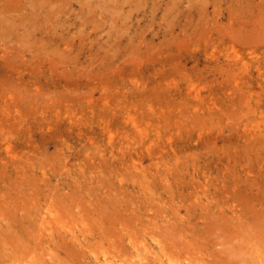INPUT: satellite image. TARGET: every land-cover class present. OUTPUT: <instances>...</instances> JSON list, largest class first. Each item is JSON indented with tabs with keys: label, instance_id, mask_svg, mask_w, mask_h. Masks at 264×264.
<instances>
[{
	"label": "rangeland",
	"instance_id": "1",
	"mask_svg": "<svg viewBox=\"0 0 264 264\" xmlns=\"http://www.w3.org/2000/svg\"><path fill=\"white\" fill-rule=\"evenodd\" d=\"M167 1L0 0L14 237L50 210L95 226L141 212L169 214L176 229L159 233L184 262L247 264L264 246V49L250 48L264 0Z\"/></svg>",
	"mask_w": 264,
	"mask_h": 264
},
{
	"label": "bare ground",
	"instance_id": "2",
	"mask_svg": "<svg viewBox=\"0 0 264 264\" xmlns=\"http://www.w3.org/2000/svg\"><path fill=\"white\" fill-rule=\"evenodd\" d=\"M127 1L132 2L133 0ZM169 1L171 0H168L167 3ZM242 1L246 6V10L250 4H253V0ZM255 28L264 32V21L260 22L259 25L255 23L254 29ZM254 41L256 40L251 41L252 45L250 46L251 49L253 48V51H256L258 48L264 49V39L260 43ZM231 45L234 46V44ZM69 214L72 216L69 220H63L62 215H60V213L58 214V212L56 213L54 210H50L47 213L45 212L43 216L40 214L42 217L39 219L38 226L28 231L26 235H22L20 238L14 237L11 235L12 233L8 232V230L13 227L10 222L9 224H4L0 219V227L2 229L0 231V264H207L203 261L204 258H198L197 256L195 259H190L187 262H184V259L180 260V257L177 259L173 256L174 253H171L172 250H170V247L171 249L177 247V244L168 242V240H166L167 238L164 239L163 236L160 235V233L163 234L165 231L168 232L170 230L168 228L173 230L175 225H177L171 217L168 218L169 214L163 215L164 213H160L159 216L161 217L151 216L153 218L149 217L145 221L142 217L138 218V216L144 217L146 215L149 216V214L141 212L131 214L130 218L136 221L126 220V222L119 219L108 225L106 223L107 228L110 229L112 233H109L110 231H108L104 223H99V225L95 226L93 221H89L87 215L80 211L76 213L71 212ZM113 226L114 228L115 226L118 228L117 233H113ZM162 230L164 232H162ZM8 233H10L11 238ZM198 239L200 240V238ZM187 240H189V238ZM241 241L240 244H242ZM176 250H178V247ZM246 254L249 255V259L245 260L247 264L251 261L255 264H264L263 245L250 246L249 250L248 248L246 249L245 255Z\"/></svg>",
	"mask_w": 264,
	"mask_h": 264
}]
</instances>
